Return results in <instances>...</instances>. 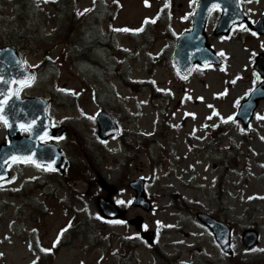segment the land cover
Returning <instances> with one entry per match:
<instances>
[{
	"label": "rangeland",
	"instance_id": "obj_1",
	"mask_svg": "<svg viewBox=\"0 0 264 264\" xmlns=\"http://www.w3.org/2000/svg\"><path fill=\"white\" fill-rule=\"evenodd\" d=\"M51 1L36 0L45 18V26L38 37L45 40L46 45L42 51L29 55L27 61L45 73L47 68L43 60L45 55L51 56L59 64L58 90L53 94L45 90L41 81L36 80L22 96H48L54 102L49 112L53 124L74 127L75 138L79 141L75 145L77 148L85 142L91 150L97 145L105 148V160L99 166L91 160L95 174L91 175L88 171L86 177L84 172H80L82 180H73L68 186L61 183L64 180L62 175L46 167H37L31 162L11 163V175L15 179L11 177L0 183V264H32L36 256L31 250L29 235L34 230L36 241L46 248H53L56 239L64 234L62 230L70 218L59 202L68 195L71 204L92 218L90 227L93 236L106 237L104 245L108 247L104 251L89 245L90 240H86V246V242H82L74 247H64L55 255L53 264H118L121 255L119 234L138 232L126 222H107L100 215L96 199L98 195L106 196V192L95 178L98 174L118 187V194L114 197L116 203L119 199L127 201L134 197L135 192L129 187L130 180L139 176L147 180L146 190L154 201L150 212L132 204L120 205L128 209L129 218L137 215L144 217L145 229L154 230L158 246L170 257L192 264H233L235 256L237 261L264 264V119L257 118V113L264 116V100L260 102L248 129L244 128L242 120L235 118L237 107L247 99L245 93L261 81V75L253 65L256 55L264 52V35L256 32L254 35V32L238 24L231 35L216 36L214 28L219 15L215 12L210 16L206 32L222 63L198 66L185 79L174 66L167 67L158 57L167 47L165 28L155 26L150 34V45L114 32L116 37L111 43L113 51L101 45H92L84 57L89 58L93 66H112L115 60L110 55L113 53L117 59L124 60L123 68L134 83L152 81L156 93L152 95L149 89L133 91L113 80L117 99L110 101L106 98L100 102L93 92L100 90L102 83L97 75L91 73V67L87 68L79 58L80 49L84 44H89L92 37L81 30L75 42L64 39L66 34L60 29L61 21L53 18L54 6L50 5ZM109 1L112 4L117 2ZM15 2L0 0V29L14 20L16 29L26 32L27 36L32 35L35 27L29 24L30 28H27L26 20L15 17ZM92 2L78 0V10L85 12ZM246 2L250 19L255 20L264 12V0ZM117 3L119 10L114 29H132L138 28L143 19L153 18L161 6H171L172 2L118 0ZM180 3H183L182 7H179ZM171 11L172 34L187 30L190 27L186 18L192 12L191 0H176L175 10L171 8ZM104 26L107 30L108 22ZM83 27H87V24ZM1 33L2 30V44ZM158 94L164 95L163 98ZM237 99L238 105L235 103ZM103 108L116 115L123 134L132 140L129 146L123 147L119 136L104 142L98 140L95 113ZM217 112L219 115H216ZM228 116L233 119H221ZM7 128L0 120V144L7 139ZM53 141L64 144L70 139L64 135L58 141ZM158 154L163 159L156 165L151 156ZM19 193L41 207L43 214L39 223L30 218V208L24 206ZM173 193L185 197L194 212L172 207L169 200ZM218 193L223 194L224 219L233 228L232 258L219 247L214 233L196 218L197 210L219 211ZM20 206L27 213L15 225L21 230L17 234L12 230L11 223L17 218ZM250 227L260 231L261 243L247 250L242 233ZM141 240L143 246L138 250L137 259L130 264H156L145 240Z\"/></svg>",
	"mask_w": 264,
	"mask_h": 264
},
{
	"label": "water",
	"instance_id": "obj_2",
	"mask_svg": "<svg viewBox=\"0 0 264 264\" xmlns=\"http://www.w3.org/2000/svg\"><path fill=\"white\" fill-rule=\"evenodd\" d=\"M214 4L222 5L224 11L220 18L217 33L222 31L229 34L231 26L235 22H243L245 16L238 8L237 0H200L199 12L194 19V28L191 31L181 34L178 38V47L174 54V62L181 75L188 77L195 67L198 65H210L212 63H220L221 60L215 54L212 46L207 41L205 30L206 20L210 13L209 9ZM257 30L264 34V16L257 24ZM255 69L259 70L264 79V53L257 56ZM35 72L25 67V63L12 46L3 47L0 49V103L3 108L0 109L9 125V142H4L0 146V181H4L11 175L7 169V164L11 161L12 156H18L21 160L31 156V160H35L41 165L48 164L53 161V169L64 170L67 161L62 150L54 144L43 143L38 137L46 130L49 136L59 137L65 127L54 128L50 117L48 116L49 100L41 96L25 97L21 99L19 92L24 86L34 80ZM249 98L244 101L239 107L236 118L243 120L245 128L248 127L252 117L257 110L259 101L264 99V80L251 91ZM32 125V132L27 135L21 134L20 124ZM96 121L100 128L99 137L107 139L111 135L118 134L120 127L117 125L116 119L105 110L99 111ZM99 182L103 187L108 189L106 198L98 197L97 204L99 205L101 215L105 218H124L126 210L115 204L112 196L116 194V188L108 186L102 178ZM130 186L136 191L133 203L137 207H142L146 211L152 208L151 202L148 200L145 191V180L142 178L136 179L130 183ZM199 220L209 226L213 233L216 234L218 243L227 253H232L231 247V228L225 222L217 220L209 213L199 212L197 214ZM143 217L130 219V223L136 225L137 229H141ZM141 236L146 238L148 243L153 244L154 235L152 232L143 231ZM243 240L246 243L247 249H251L259 242V232L256 229H246L243 233Z\"/></svg>",
	"mask_w": 264,
	"mask_h": 264
},
{
	"label": "trees",
	"instance_id": "obj_3",
	"mask_svg": "<svg viewBox=\"0 0 264 264\" xmlns=\"http://www.w3.org/2000/svg\"><path fill=\"white\" fill-rule=\"evenodd\" d=\"M76 1L77 0H58V2L53 3V5L55 6V11L58 12L59 14H61L62 12H66L67 14V18L69 19L67 24H63L61 26V28L63 30H65V37H68L70 35H72V33L74 34H78L80 32V29H82L81 25L78 24L79 23V18H77L76 16ZM14 9H15V13L17 16H21V17H25L31 13H33V19L34 22L36 21L38 24V27H43L45 25L44 20L42 21L41 19L43 18V14L42 11L38 8V6H36L33 2H30L29 0H16V4L14 5ZM41 21V22H40ZM40 22V23H38ZM150 30L154 29V25L152 23H148ZM100 25V23H99ZM98 25V26H99ZM153 26V27H152ZM102 29L99 28L97 33H99ZM149 31V30H148ZM153 31V30H152ZM68 35V36H67ZM101 34L96 35L95 36V40H98L97 42H99L100 45H103L107 48H110L111 50L114 48L113 46H111L110 41L107 39L106 41L102 40L101 41ZM97 36H99V38H97ZM103 36V35H101ZM23 37V34H19L16 30L14 29H10V31H7L6 33V39L8 41V43L12 42L15 44V46L18 48V50H20V52H24V53H28L27 50H22L24 49L23 47H21L20 45L24 44V41L21 40ZM134 39L137 41H140V35H137V33L134 34ZM28 42H26L27 45V49H33V52H38L39 50H42L45 46V43L38 40H36L34 42V40H32V38H28L27 39ZM148 42H151L149 40H145L144 44L147 45ZM111 46V47H110ZM172 51V47L170 46L167 51L162 52L160 57L162 58V60L165 62V64L168 66L170 65V56L169 54H171ZM89 52V50L87 51ZM86 49L85 50H80L79 51V58L81 60H87L89 61V58L87 59L86 57H84L86 54ZM89 55V54H88ZM82 57V58H81ZM91 61V60H90ZM46 64V68L48 70L45 71L46 75L42 77L41 81L42 84L44 85L45 90L50 91L51 93H53L58 86L57 83V71L56 69L58 68L57 63H55L51 56L47 55L44 59V61ZM99 68V78L103 81V90L102 92H96L98 98H104V97H111V99L114 98V93H115V88L114 85H112V80L111 77L108 76L106 79H103V74H105L106 70L108 71V67L107 66H100ZM105 71V72H104ZM41 72V71H40ZM97 73V72H96ZM116 78L118 79V81H120V83L124 86L130 87L132 89H138V90H143L144 88L148 87L152 90V93H155V90L153 88V86L151 84L146 83H137V85H135L134 87L132 86V84L130 83V80H128V77L125 76V74H121L119 71L117 73ZM106 84H108V86H106ZM54 102L52 101V104ZM68 137L71 140L70 142L72 144L69 145H65L63 148L64 150H67L69 152H74L76 154L77 157H80L82 155H85V159L86 156L89 157V154L87 152V149L85 148V146H79V148H77V146H75L76 144H78L79 142L75 139V133H74V128H70L69 132H68ZM73 149V150H72ZM98 159H100V156H98ZM71 161V164L68 167V170L65 173V176L67 177H72L73 175H76L77 177H79V173L82 172L80 171V166L76 167V158L71 156V158L69 159ZM76 177V178H77ZM73 179V178H72ZM69 179V180H72ZM25 193V192H24ZM24 195H22L21 197H23ZM217 199H218V208L219 211L217 212V216L218 217H223L225 215V210L223 207V203H224V199H223V194H218L217 195ZM23 200L25 201V205L27 207H30V214H31V218L36 222L39 223L40 222V215L42 214V209L41 207L38 205L36 206L33 202H31L30 200H26L25 197H23ZM65 204V206L69 207V200H65L63 202ZM172 205L176 206L178 209L180 210H192V205H190L187 200H185L182 196L174 193L172 195ZM25 212L23 211L22 208H19L18 210V215L19 217H21ZM72 220L71 223L69 225L70 228V233L68 238H64V239H59L53 249H50V251L48 252H44L41 249L45 248L43 247L39 241H36V239L33 237V233L30 235L31 241H32V249L34 250V252H37V258L35 260L36 264H53V260L55 255L60 252V250H62L65 246H69V247H74L75 244H77L78 242L83 241L84 239H88L90 240L89 245L93 246V247H98V246H102L101 248L103 250H107V245H104V242L106 241L105 238L100 237V236H92V231H91V227H89V217L87 219V216H83V214L81 212H78L76 210H74L73 215H72ZM16 222L14 221L12 223L13 228H15L14 224ZM142 246L141 240L139 238V236L137 235H121L120 236V243H119V247L121 248V256L119 257V264H128L130 262H132V260H136V249L138 247ZM150 250L152 251L154 257L156 258V261L160 264H176L172 261V259L170 257H168L166 254H164L160 247L157 245H154L153 247L150 248ZM234 256V255H232ZM235 257V256H234ZM233 257V264H249L248 262H246L245 260H235V258ZM177 264H184V263H177ZM257 264V263H255Z\"/></svg>",
	"mask_w": 264,
	"mask_h": 264
},
{
	"label": "snow or ice",
	"instance_id": "obj_4",
	"mask_svg": "<svg viewBox=\"0 0 264 264\" xmlns=\"http://www.w3.org/2000/svg\"><path fill=\"white\" fill-rule=\"evenodd\" d=\"M117 2H118V0H117ZM145 2L147 3V0H145ZM218 7H219L218 4H214V5H213V8H218ZM89 10H90V9H85L84 11H89ZM211 10H212V9H209V11H211ZM185 18H186V17H185ZM239 27H241V28H245V25L241 23V24L239 25ZM124 30H125V31H133V32H139V31H142V29H140V28H137V29H124ZM253 34L255 35V33H253ZM221 54H223V53H221ZM149 55H151V53H150ZM0 79H2V77H0ZM257 79H260V77L257 76ZM253 83L255 84V81H254ZM62 91L67 92V91H72V90H69V89H62ZM161 91H165V90L162 89ZM251 91H253V89H249L248 92L245 93V96L249 95V93H250ZM73 94H75V93L73 92ZM201 99H202V98H201ZM235 103L238 105V104H239V99H237V101H236ZM210 107H211V106H210ZM2 108H3V104L0 103V109H2ZM193 115H194V114H193ZM216 115H219V113L217 112ZM257 118H258V119H264V116H261L259 113H257ZM221 119H224V120H232L233 117H232V116H228V117H226V118H225V117H221ZM0 120H3L6 126L11 127V125H9V123H8V120H7L2 114H0ZM35 123H36L35 120H33L30 124H27V125H25V124H23V123L20 124V127H21L24 131L32 132V131H33V129H32V125H34ZM38 138L41 139L42 141H43V140H46V139H49L47 131L45 130V131L43 132V134H42L41 136H39ZM56 139H60V138H59V137H56ZM262 139H264V137H262ZM11 159H12L13 161H16V160H19L20 157H18V156H12ZM29 160H31V156H30V155H29L28 158H26V159L24 160V162H25V163H28ZM31 162H32V163H36V164H37V167H41V165H40L39 163H37L35 160H31ZM53 163H54L53 161H49L48 164H47V168H48V169H51ZM12 179L14 180L15 177H12ZM121 191H123V189H122ZM117 203H118V204H127V205H131V204L133 203V199H129V200H127V201H125V200H123V199H119V200H117ZM101 218H102V217H101ZM113 222H114V223H121V224L125 223V221H123V220H117V221H113ZM158 223H159V222H158ZM62 231H63V230H62ZM61 234H62V233H61ZM41 250L44 251V252H48V251H50V249H47V248H42ZM0 255H2V253H0ZM32 264H36V262L33 261Z\"/></svg>",
	"mask_w": 264,
	"mask_h": 264
},
{
	"label": "flooded vegetation",
	"instance_id": "obj_5",
	"mask_svg": "<svg viewBox=\"0 0 264 264\" xmlns=\"http://www.w3.org/2000/svg\"><path fill=\"white\" fill-rule=\"evenodd\" d=\"M245 3L244 1L240 0V4ZM172 6H173V11H174V7H175V0H172ZM180 6H182V4H180Z\"/></svg>",
	"mask_w": 264,
	"mask_h": 264
}]
</instances>
